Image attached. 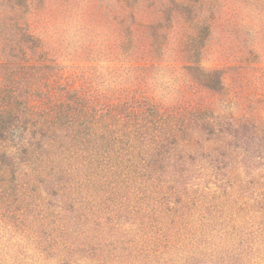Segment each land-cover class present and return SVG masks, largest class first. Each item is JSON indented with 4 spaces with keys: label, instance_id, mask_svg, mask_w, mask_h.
<instances>
[{
    "label": "rangeland",
    "instance_id": "obj_1",
    "mask_svg": "<svg viewBox=\"0 0 264 264\" xmlns=\"http://www.w3.org/2000/svg\"><path fill=\"white\" fill-rule=\"evenodd\" d=\"M115 2L34 0L27 24L42 47L25 55L6 45L20 30L19 15L0 0V88L62 86L99 104L138 100L192 118L191 110L209 109L216 130L247 118L262 130L208 135L200 122L172 152L176 167L163 175L164 194L153 195L162 205L151 226L144 230L127 213L98 248L65 246L50 234L53 225L29 229L0 210V264H264V0H139L127 58L108 13ZM209 71L216 88L202 81ZM0 150L17 155L18 147L6 140ZM24 162L17 182L34 186L17 194H30L40 219H71L65 195L44 175L33 180L34 165Z\"/></svg>",
    "mask_w": 264,
    "mask_h": 264
},
{
    "label": "trees",
    "instance_id": "obj_2",
    "mask_svg": "<svg viewBox=\"0 0 264 264\" xmlns=\"http://www.w3.org/2000/svg\"><path fill=\"white\" fill-rule=\"evenodd\" d=\"M138 1L116 0L108 9L119 25L120 49L125 58L131 51L133 8ZM7 8L9 13L19 15L16 24L20 30L16 38H5L6 45H17L21 54L38 53L42 46L27 24V17L35 10L34 0H7ZM216 74L209 71L202 81L209 88H216ZM23 87L14 83L0 88V142L12 140L18 147L17 155L0 150V210L25 222L29 229L35 222L43 227L53 225L50 234L55 233L54 237L61 238L59 242L68 247L76 244L98 248L101 234L119 227L118 221L128 217L127 213L138 218V225L144 230L150 227L153 209L162 205V200L153 195L164 192L167 167H176V162L170 160L172 152L179 141L198 129L200 122L208 135L225 130L239 138L262 130L248 118L237 124L227 121L225 127L216 130L209 109L191 110L192 118L153 104L143 105L138 100L99 104L77 89L62 86L55 91L34 88L24 92ZM24 161L34 165L33 180L44 175L56 193L65 195L71 219L45 221L33 213L29 207L32 198L25 191L34 185L17 182L18 166ZM17 188L25 191L17 194ZM171 188L172 193H177L175 186ZM12 197V203L19 201L14 207ZM151 198L155 201L152 208ZM131 202L134 203L130 205ZM50 216L56 215L52 212Z\"/></svg>",
    "mask_w": 264,
    "mask_h": 264
}]
</instances>
